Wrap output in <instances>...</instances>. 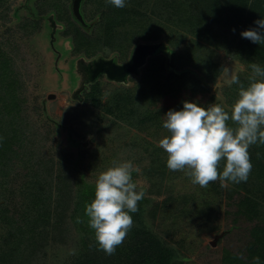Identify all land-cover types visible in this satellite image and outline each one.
I'll return each mask as SVG.
<instances>
[{"label":"rangeland","instance_id":"1","mask_svg":"<svg viewBox=\"0 0 264 264\" xmlns=\"http://www.w3.org/2000/svg\"><path fill=\"white\" fill-rule=\"evenodd\" d=\"M254 1L193 0L192 10L203 16L207 5L214 11L213 17L224 10L237 23L238 16L255 20L259 7H253ZM104 2L5 0L6 9L0 14V48L6 55L7 69L0 76V121L15 126L19 138L13 141V156L0 157L4 162H0V257L16 242L22 250L14 264H133L129 259L145 264L150 255L145 247L151 242L171 247L170 263L224 264L222 255L229 249L241 256L239 264H244L249 230L259 215L263 217L255 203L264 207V193L253 192L248 179L238 184L217 180L204 194L214 204L206 209L197 195L202 188L193 185L183 172L166 167V153L158 142L169 133L162 126L163 119H149V113L158 108L145 106L146 111L150 109L145 112L127 96L126 106L120 104L123 110L116 115L112 97H116L117 87L141 85L147 93L155 92L157 86L165 89L163 82L170 73L182 77L189 72L206 86V94L201 98L196 88L194 97L182 100L199 98L205 108L214 103L229 110L238 98L239 86L230 85V77L221 69L230 68L239 78L250 76L251 68L242 60L251 51L250 43L243 46L239 34H228L216 42L212 58L217 71L208 80L192 64L177 66L172 62V53L180 52L193 34L182 39L178 47L169 43L174 35L163 30L154 39L135 36L125 54L112 49L106 39L111 41L107 37L116 31V25L106 26L104 16L110 11L108 15L128 11ZM126 2L129 10L131 5ZM157 12L165 17L163 10ZM102 23L105 26H99ZM211 26L204 29L206 34ZM77 32L101 42L94 43L92 53L87 54L86 47H77ZM199 41L202 50L208 49L206 42ZM157 63H162L163 76L155 75L146 82V72ZM173 86L181 88L179 83ZM93 91L96 106L89 98ZM7 104L8 111L4 108ZM11 115L16 116L15 123H9ZM113 160L133 162L138 169L132 173L133 181L145 196L138 202L139 210L130 213L133 227L109 256L97 250L84 207L94 198L98 174ZM220 201L223 204L218 207ZM38 202L46 208L42 212L34 206ZM183 205L188 211L176 215ZM195 208L201 213L193 217ZM78 217L85 222L77 223ZM143 236L146 245L139 242L144 241ZM73 249L75 255L70 254Z\"/></svg>","mask_w":264,"mask_h":264},{"label":"trees","instance_id":"2","mask_svg":"<svg viewBox=\"0 0 264 264\" xmlns=\"http://www.w3.org/2000/svg\"><path fill=\"white\" fill-rule=\"evenodd\" d=\"M128 2L130 3L131 8L128 10L126 7H124L128 11L126 14L116 12V14L114 15H108L111 12L110 11L104 16V19L107 20L106 26L116 25V31H112L107 37L110 38L111 41H108L106 39V43H109L112 49L119 50L121 52V55L125 54L127 47L131 44L132 38H134L135 36L144 39H154L157 38L163 30L171 35H174L170 36L171 38H169V43L173 47H178L182 39H185V37L193 34L191 35L192 37L190 41H188L187 44L185 43L182 46V50H180V52L175 51L172 53V62L174 64H177V66L182 64H192L199 72L205 73L208 80L211 79L210 76L213 77L214 73H216L217 71V66H215L216 63L213 61L212 58V55L215 50L212 46L216 45V42L223 40V38L226 37L228 34L229 36H234L238 34L240 35V33L244 31L245 27L255 28L256 25L254 21L260 18H264V11H262L264 10V0H255L253 2V7H259L255 20L253 18L251 20L248 17L243 20L241 16H238L236 17L239 19V22L237 23L233 21V18L230 13L224 10H222L221 13L216 14L217 16L213 17L212 14L214 13V11L208 8L207 5V12L205 13V15H196L195 12L192 10L194 6L193 0H128ZM251 3L252 2H250V4ZM104 5H107L106 2H104ZM246 5H248V3H246ZM246 5L244 4V6ZM111 6L112 5H110V7ZM5 9V0H0V14L3 13V10ZM159 9L165 12V17H162L161 13L157 12ZM111 10L113 11L114 9ZM255 10L256 9H254L253 11ZM114 12L115 10L113 11V13ZM208 25L213 26H211L210 30H208V33L206 34L204 29H206ZM99 26L103 27L105 25H103L102 23L99 24ZM240 38L242 39L240 42L243 46H246L247 43H250L252 52L248 51V55L244 56V59L239 57L238 53H234V55L244 60L248 65H250V63H257L262 68H264V44H254L248 39L242 38L241 35ZM76 40L78 43V48L81 46L87 48V54L92 53L91 48L95 47L94 43L101 42L98 39L89 40V38L84 37L82 33L79 32H77ZM199 40H203L204 42H206L208 45V49L202 50L200 48L201 44ZM87 44L89 45L87 46ZM157 59L159 60L160 56H158ZM6 62V55L4 51H2V49L0 48V76L3 74V70L7 69ZM146 73L148 74V78H144V80L148 83H150L149 81H151L155 75L163 76L162 63H157V66L151 67V70ZM149 75L151 78L149 77ZM184 78L185 81L188 82H184V80H182ZM248 78L249 75H245L244 78H239V80L245 85V87H247L249 83ZM167 80H169V83L167 82ZM167 80L166 82H163V85H165V89L164 87L157 86L156 91L152 93H147V91L144 90L141 85H138L139 87L136 86L134 88L135 90L126 87H117L116 97H112V105L116 106V115L120 114L119 110H123L119 109L120 104L121 106L122 104H125L126 106L127 98H131L130 101L136 106V108L138 106L143 107L144 110L147 109V107L158 108L156 109V111L149 113V119L158 122L163 119L162 117L169 109L180 110L183 107L182 101L186 100H182V98L188 96L194 97L196 94V88H198L199 92L201 93V98H203L206 94V86L203 85L192 73L184 72L182 74V77L175 73H170L169 78ZM170 83H172L173 85L179 83L181 88L169 85ZM233 85L238 86L236 84ZM96 89L97 88H95L94 91ZM94 91L93 93H90L92 94V96H90L89 98L91 102L96 106L98 105V101L97 97L94 94ZM137 93H139L140 95H137ZM132 94L133 96L131 97ZM143 94H150V97L147 98ZM121 99H125V101H122ZM190 99L195 100L193 98ZM11 100H15V95L12 96ZM195 101L199 103L202 100H199L198 98V100L196 99ZM4 103L6 102L4 101ZM4 108L8 111V104L4 105ZM149 111L150 109H148L147 111L145 110V112ZM9 118V123L16 122L15 115H11ZM3 122L4 123L0 121V138H2L0 139V157L3 156L6 159L8 158L7 156H13L12 153L16 150V148H14L12 144L15 139L19 138V134L15 126H7L9 124L5 123L4 120ZM229 126L235 127L232 122L229 124ZM248 151L252 164V169L248 177L249 183L252 184L253 192L264 193V144L252 145L250 146ZM0 162L4 163L3 161ZM0 172L3 171L0 170ZM208 188H202L198 190L197 195L202 198H200V201L201 203H203V205L206 206V209H208V207L212 209L211 207L214 204L211 203L210 200L204 198V196L206 197V195L204 194L208 191ZM42 204L43 203L38 202L34 206L36 209H39V211L42 212L46 209L41 206ZM221 204H223L221 201L218 202V207ZM236 207V210L238 212L241 211L240 202L236 204ZM255 208L257 210L259 209V213L263 214V217H260L259 215V220L256 221L253 224L252 229L249 230V236L251 238L245 245V255L248 258L244 264H255L256 257H259V264H264V207L258 203H255ZM180 210L181 211H177L176 215H182V213L185 214L187 210L186 205H183ZM192 211L193 217L196 214L199 215L201 213L200 208H195ZM145 234H149V232H145ZM135 237L136 240H138V236ZM143 240L144 241L140 240L139 242H141L142 245H146L147 238L143 236ZM149 243V247H145V250L146 253H148L149 251L150 255H148V259L145 264L178 263L177 261H174L172 263L169 262L172 251L170 246L165 244H161V246H153L151 242ZM21 250L22 249L18 245H16V242H12L7 254L1 255L0 264H14L13 259L16 256L20 255ZM239 258L242 257L235 253H232L229 249H225L222 255V261L224 264H239L241 261ZM129 260L133 262V264H136L137 262V259Z\"/></svg>","mask_w":264,"mask_h":264},{"label":"clouds","instance_id":"3","mask_svg":"<svg viewBox=\"0 0 264 264\" xmlns=\"http://www.w3.org/2000/svg\"><path fill=\"white\" fill-rule=\"evenodd\" d=\"M116 8L127 6L126 0H105ZM256 27L240 33L254 44H264V18L254 21ZM247 87L239 77L224 67L228 83L238 85V98L225 110L220 104L207 108L196 101H182L180 110L169 109L163 128L169 135L159 140L166 153V167L183 172L193 185L207 188L211 182L222 184L246 182L252 169L249 148L264 144V68L250 63ZM232 121L235 127H231ZM2 139V138H0ZM222 166V170H221ZM138 171L131 160H113L95 180L94 198L84 207L87 226L105 255H114L134 225L132 215L145 196L137 190L132 173ZM85 221L77 218V223ZM72 255L76 250H71ZM259 264V257L255 258Z\"/></svg>","mask_w":264,"mask_h":264}]
</instances>
